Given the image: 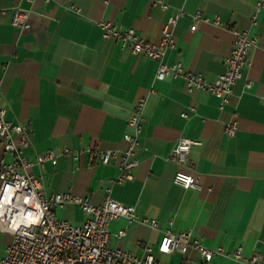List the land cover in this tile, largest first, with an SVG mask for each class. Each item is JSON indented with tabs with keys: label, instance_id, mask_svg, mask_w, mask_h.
Masks as SVG:
<instances>
[{
	"label": "crops",
	"instance_id": "0c3cea01",
	"mask_svg": "<svg viewBox=\"0 0 264 264\" xmlns=\"http://www.w3.org/2000/svg\"><path fill=\"white\" fill-rule=\"evenodd\" d=\"M156 1L0 0V105L5 118L27 125L29 145L23 155L30 161L51 150L80 153L78 161L60 157L55 166L47 162L44 169H30L47 196L71 191L99 205L110 189L113 199L135 207L139 220L109 223V247L143 257L140 245H149L156 264H201L192 251H157L165 231L190 230L209 249L231 253L241 246L244 257L258 254L264 261V9L257 8L259 0H163L164 10ZM14 9L28 13V29L11 25ZM180 11L172 29L174 47L164 62H178L208 82L225 71L233 30L247 31L256 40L223 108L207 91H188L182 77L157 80L156 61L102 38L99 23L107 21L158 42L163 24ZM197 13L209 21L194 27ZM215 18L220 25L213 23ZM139 97L146 99L135 152L139 165L132 181L112 184L119 159L102 165L81 151L123 152V136L132 132L127 119ZM230 121L237 124L234 137L224 130ZM181 137L200 142L182 166L167 159ZM0 158H12L2 140ZM180 169L196 179L198 189L174 183ZM54 214L74 225L86 218L72 204ZM142 219L155 220L158 227L152 229ZM11 241V235L0 233V260ZM211 264L242 263L217 256Z\"/></svg>",
	"mask_w": 264,
	"mask_h": 264
},
{
	"label": "built area",
	"instance_id": "2783aa9c",
	"mask_svg": "<svg viewBox=\"0 0 264 264\" xmlns=\"http://www.w3.org/2000/svg\"><path fill=\"white\" fill-rule=\"evenodd\" d=\"M156 4L163 10L167 8L163 0L156 1ZM257 8L264 9V0L258 1ZM182 14V11L178 12L163 24L158 42L146 41L137 35L134 29H119L111 22L103 21L99 26L103 39L118 41L122 48H128L133 53H142L156 61L157 80H164L169 75L182 77L186 81L188 91H207L220 99V108H223L228 103L232 86L241 78V70L256 40L251 38L247 31L233 30L235 40L230 55L225 59V71L214 82H208L202 75L185 71L178 62L171 65L164 62L167 51L174 47L172 29ZM208 21L207 17L197 13L194 16V27L200 22ZM10 23L20 30L28 29L30 27L28 13L14 9L11 12ZM213 23L221 24L218 18H215ZM251 84L248 80L246 87L250 88ZM2 99L0 86V104ZM261 99L264 101V94ZM145 104L144 97H139L134 103L133 111L127 119V125L132 132L123 136L127 144L123 152L98 151L92 147H86L81 151L90 160H98L102 165H107L112 159H119V173L111 180L112 184L133 180V170L139 165L135 152L145 121ZM190 110L194 112V108ZM5 113L4 107L0 105V140L3 142L4 152L12 157L10 161L0 158V233L11 235L12 241L6 247V255L0 260V264H156L153 249L149 245H140L144 252L143 257L108 246V226L111 221L120 218L128 222L139 220L135 207L113 199L109 194L110 189L99 205H94L88 198L74 195L71 191L50 196L45 194L41 180L34 177L30 169L33 166L44 169L47 162L55 166L60 157L78 161L80 153L64 148L60 152L51 150L37 154L33 161L28 160L23 155V149L29 145L28 127L6 120ZM182 117L187 119L188 114L183 113ZM224 130L228 137H234L237 130L236 122L226 123ZM199 144L198 141L181 137L167 159L175 161L180 166L185 165L191 148ZM174 183L184 189H198L196 179L181 169L175 173ZM69 204L79 207L86 216L83 224L74 225L55 216L56 208H63ZM141 221L148 223L152 229L158 227L155 220ZM123 235L124 230L119 231L117 236ZM157 251L161 254L179 252L184 255L192 251L198 256L201 264H211L213 258L217 256L230 258L242 264H264L258 254L244 257L241 246L231 253L221 247L209 249L204 246L202 239L194 237L190 230L178 234L171 230L165 231Z\"/></svg>",
	"mask_w": 264,
	"mask_h": 264
},
{
	"label": "rangeland",
	"instance_id": "374dc122",
	"mask_svg": "<svg viewBox=\"0 0 264 264\" xmlns=\"http://www.w3.org/2000/svg\"><path fill=\"white\" fill-rule=\"evenodd\" d=\"M67 208H68V207H65L64 210H62V211H58L57 216H58L59 218H62V217H61L62 212H66Z\"/></svg>",
	"mask_w": 264,
	"mask_h": 264
}]
</instances>
